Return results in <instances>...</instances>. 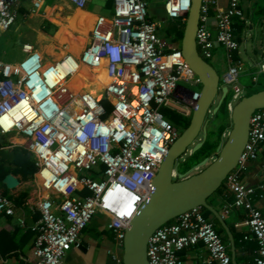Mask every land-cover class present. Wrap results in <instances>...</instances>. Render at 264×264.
Instances as JSON below:
<instances>
[{
  "label": "built area",
  "instance_id": "1",
  "mask_svg": "<svg viewBox=\"0 0 264 264\" xmlns=\"http://www.w3.org/2000/svg\"><path fill=\"white\" fill-rule=\"evenodd\" d=\"M22 1L0 0V31L16 22ZM46 1L29 0L28 15L44 16ZM89 1L69 3L84 9ZM190 6L191 0L186 6L185 0L164 2L167 16L183 23ZM211 17L214 31L208 24ZM242 17L240 0H228L225 7L218 0H201L196 48L205 60L216 48L224 50L227 69L220 85L227 86L228 112L242 93L238 78L243 67L236 58L239 44L233 27ZM158 27L147 0H112L111 13L97 14L78 54L64 44L63 54L54 57L23 43L19 60L0 61V136H20L34 156L39 190L35 204L40 212L34 227V264H61L72 247L80 246V235L96 212L106 216L113 235L112 264H124L125 229L181 133L162 109L190 117L201 88L180 47L168 45ZM81 66L95 74L104 70L107 83L99 94L85 85L74 88L72 79ZM8 147L0 143V150ZM260 150L264 108L251 114L245 147L224 180L233 196L231 205L247 212L246 223L257 246L255 264H264V216L253 203L256 188L240 175ZM0 213H13L11 199L1 190ZM197 243L208 252L203 263L232 264L227 246L200 207L154 230L146 248L148 264H184L180 252Z\"/></svg>",
  "mask_w": 264,
  "mask_h": 264
},
{
  "label": "crops",
  "instance_id": "2",
  "mask_svg": "<svg viewBox=\"0 0 264 264\" xmlns=\"http://www.w3.org/2000/svg\"><path fill=\"white\" fill-rule=\"evenodd\" d=\"M147 2L150 17L159 24L158 35L168 45L174 46L163 37L164 27L169 21H179L181 23L182 20L169 18L165 12L164 3L158 4L157 1L151 3L150 0H147ZM218 2L220 6L225 7L228 0H218ZM152 5L153 7H151ZM240 5L243 17L234 20V33L239 47L243 43L249 50L246 61L241 59L239 49L236 58L243 67L241 75L249 79L251 85L257 87L263 83L262 77L264 75V71L260 70V65L264 64V26L259 29V17L264 12V0H240ZM29 7V0H23L18 11V18L13 25L21 17L29 16ZM46 9H49L50 13ZM64 9L70 10V15H72L78 8L72 6L69 1H61L60 3L52 1L51 4H45L44 16H42L48 19L50 23L57 25L54 30V38L58 42L54 41L55 45L51 48V52L41 47L36 48L50 54L52 53L54 57H58V55L56 56L57 52H55L58 48L57 45L60 43L62 48L64 44L66 45V43H61L56 38L61 22L56 20L58 17H54V15L61 14ZM82 10L84 11L81 13H87V17L95 19L99 13H111L112 2L110 0H90L86 8ZM157 14L161 17L160 22L154 19V15ZM64 18L66 19V15ZM83 18L85 19V17ZM208 24L211 30L214 31L215 22L212 17L209 18ZM3 33L4 31H0V35ZM258 34L263 35V38L254 42L253 38ZM17 35L15 39L18 38ZM23 43L31 42L19 39L20 51ZM62 51L60 52L62 53ZM2 56L5 57L6 52L1 49L0 61L16 62L21 58L8 61L3 59ZM211 59L226 72L227 63L223 49L216 48ZM253 76L257 77L256 81H253ZM0 143L9 146L4 149L5 151L14 153L9 159L0 157V190L13 203L12 214L0 213V264H34L36 260L33 255L34 227L40 218V212L35 204L39 190L34 182V156L26 149L22 138L18 135L0 136ZM8 173L15 176L18 180L17 186L11 189L7 188L2 182L4 176ZM240 177L246 185L256 188L252 198L253 203L264 216V150H260L255 159L247 162ZM230 195L232 193L224 185L222 192L213 194L208 200L209 205L219 214L221 221L211 213L206 218L213 223L222 241L227 246L232 264H255L254 257L257 246L246 223L247 212L242 208L232 206L233 198L229 199ZM106 222V216L101 212H96L80 235V246L72 247L63 258L61 264H112V251L115 244L112 233L106 227ZM207 255L208 252L205 246L197 243L180 252V259L184 264H207L203 263Z\"/></svg>",
  "mask_w": 264,
  "mask_h": 264
},
{
  "label": "water",
  "instance_id": "3",
  "mask_svg": "<svg viewBox=\"0 0 264 264\" xmlns=\"http://www.w3.org/2000/svg\"><path fill=\"white\" fill-rule=\"evenodd\" d=\"M200 6L201 0H191L190 9L185 14L179 46L185 61L200 80L199 97L192 109L188 126L168 148L152 180L149 195L125 229L122 248L124 264H148L146 248L150 235L159 226L192 208H205L221 221L219 214L209 205L208 199L236 167L248 139L251 114L264 108V89L241 96L229 112L231 127L225 140L217 144L215 158L208 163L209 158L204 157L194 166L180 172V158L187 151L189 155L193 154L203 145L207 114L214 115L219 110L228 91L227 86L220 85V76L215 68L200 56L196 48L195 34L199 25ZM259 22V29H262L264 12L260 15ZM262 38L263 35L258 34L253 41ZM199 133L203 137L196 140ZM13 155L12 151L0 150L2 159H9ZM200 167L203 168L191 174ZM2 182L10 189L18 184L17 178L10 173L4 176Z\"/></svg>",
  "mask_w": 264,
  "mask_h": 264
},
{
  "label": "rangeland",
  "instance_id": "4",
  "mask_svg": "<svg viewBox=\"0 0 264 264\" xmlns=\"http://www.w3.org/2000/svg\"><path fill=\"white\" fill-rule=\"evenodd\" d=\"M52 1H56L57 3H60L61 1H69V0H47L45 2V4H51ZM154 1H157L158 4H162L165 2V0H150L151 3H153ZM153 7V5L151 6ZM50 13V10L49 12ZM71 11L68 9H64L62 11L61 14H58L57 16L54 15V17H58V19H56L57 21L61 22L60 24V28L62 27H72V25L70 24V22H68V20H72L73 22H75L74 24L79 26V28L81 29L82 35L86 36L85 31H87V27L84 24H89V21L91 18H88L86 15L87 13H81L79 11L74 12L72 15H70ZM66 15V19L64 18V16ZM67 15H69L67 17ZM78 16V17H77ZM85 17V19L83 18ZM161 17L157 14L154 15V19L156 21L160 22ZM94 19V18H93ZM93 21V20H92ZM92 23V22H91ZM16 25H18L19 27V31H18V27H16ZM57 25L54 23H50V21H48V19L42 17V16H32V17H27V16H23L21 17L17 23L15 25H13L12 27H10V29H8L6 32L4 31V33L2 35H0V57H1V49L4 50V52H6V56L2 58L8 61H13L16 59H19L22 55V52L20 51V46L18 44V40L21 39V41H30L33 45H35V47H41L43 49H46L47 51H51L50 49L55 45L54 41L56 40L54 38V30L56 29ZM59 28V30H60ZM83 29V30H82ZM59 30L57 31V33L59 32ZM17 31H18V35H17ZM56 33V35H57ZM18 36L17 39H15V36ZM16 40V41H15ZM57 41V40H56ZM55 41V42H56ZM58 42V41H57ZM57 49L55 50V52H60L63 48L61 46V44L59 43L57 45ZM61 49V50H59ZM248 48L242 44H240L239 47V51H240V57L242 60L246 61L247 60V52H248ZM58 54H56L57 56ZM59 57V55H58ZM209 62L211 63V65L215 68V70L217 71V73L219 74L220 77H222L224 75V70L223 68L218 65L214 60L210 59ZM238 82L239 84L243 85L242 86V93L241 96L247 95V94H251L253 92L262 90L264 88V75L262 77V84L256 86H253L250 84V80L247 79L246 77L242 76L241 74L239 75L238 78ZM249 82V83H248ZM98 86V84H97ZM101 89L97 88L96 93H99ZM219 95L216 97L215 102L218 100ZM235 104V103H234ZM207 124H206V140H208L209 142H212L214 144H218L221 141H224L227 133L231 127V121L229 118V113L228 115H219V116H215L212 115L211 113L207 114ZM220 126H225L226 128L223 130V132L219 135L218 134V130L220 128ZM203 135L202 133H199L198 137L196 140H200L202 139ZM190 149V147H189ZM216 156V153H211V156H205L208 157V163H210ZM204 157H202L203 159ZM189 159V153L188 151L180 158L181 164L179 166V170L180 172H184L186 171L187 165L190 164V166H194V162L193 160H188ZM184 160V161H183ZM187 160V161H186ZM194 164V165H193ZM203 167H200L198 170H194L191 172V174L198 172L199 170H201ZM176 178H174L175 180Z\"/></svg>",
  "mask_w": 264,
  "mask_h": 264
},
{
  "label": "trees",
  "instance_id": "5",
  "mask_svg": "<svg viewBox=\"0 0 264 264\" xmlns=\"http://www.w3.org/2000/svg\"><path fill=\"white\" fill-rule=\"evenodd\" d=\"M110 1L112 2V0H110ZM183 27H184L183 22L180 23L179 21L178 22L169 21L168 24L164 27L163 37L172 45L179 47L180 42H181V38H182V34H183ZM227 100H228V97L225 98V100H224L223 104L221 105V107L219 108V110L214 114L216 117L219 115H223V116L228 115L229 112L226 108ZM106 106L108 107V104ZM162 112H163L164 116L173 124V126L178 128L180 131H182L184 128H186L189 124L190 117L183 116V115L179 114L178 112L171 110V109H168V108H163ZM225 128H226L225 126H220V128L218 130V134L220 135ZM216 146H217L216 144L209 142L208 140L205 139L203 145L197 151H195L193 154L189 155L188 160L191 159V160H193V162L195 161L194 164L195 163L197 164L202 159V157H205V156L210 157L211 153L215 152ZM190 167H191L190 164H188L187 168H190ZM223 187H224V182L213 194H218V193L222 192ZM211 196L209 198H211ZM231 198H233L232 195L229 196V199H231ZM201 210H202L203 215L205 217H208L210 212L208 210H206L205 208H201Z\"/></svg>",
  "mask_w": 264,
  "mask_h": 264
},
{
  "label": "bare ground",
  "instance_id": "6",
  "mask_svg": "<svg viewBox=\"0 0 264 264\" xmlns=\"http://www.w3.org/2000/svg\"><path fill=\"white\" fill-rule=\"evenodd\" d=\"M46 10L48 11L49 9H46ZM77 11L83 12L84 10L76 9L75 12H77ZM88 18H91V17H88ZM92 20L93 19H90L89 24L88 23L84 24L86 26L89 25L87 27L88 28L87 31H85L86 36L89 33V31L91 30V27H92V23L91 22H92ZM68 22H70L72 27L66 26V27L60 28L59 32L56 35V38H58L61 43H66V45L68 47V50H70L73 53L77 54L82 49L83 45L85 44L86 36L84 38L82 33H80L82 31L79 28V26L74 24L75 22H73L72 20H70V21L68 20ZM63 52L64 51H62V53L58 52L56 54H58L60 56V55L63 54ZM97 70H98V73L95 74V73L89 71V69L87 67L81 66L79 74L72 79L74 88L75 89H80V88H82V86L85 85L87 87V89L92 94H95V95L99 94V93H96V90H97V88L102 90L104 85L107 83V78H106V75H105V72H104L103 69H97ZM82 78L86 79V83L82 80ZM97 84H98V86H97Z\"/></svg>",
  "mask_w": 264,
  "mask_h": 264
},
{
  "label": "clouds",
  "instance_id": "7",
  "mask_svg": "<svg viewBox=\"0 0 264 264\" xmlns=\"http://www.w3.org/2000/svg\"><path fill=\"white\" fill-rule=\"evenodd\" d=\"M187 5V0H185V6ZM129 211H131V209H129Z\"/></svg>",
  "mask_w": 264,
  "mask_h": 264
}]
</instances>
